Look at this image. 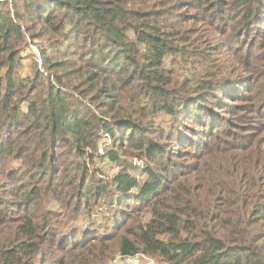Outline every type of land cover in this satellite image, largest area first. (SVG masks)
I'll return each instance as SVG.
<instances>
[{
	"label": "trees",
	"instance_id": "trees-1",
	"mask_svg": "<svg viewBox=\"0 0 264 264\" xmlns=\"http://www.w3.org/2000/svg\"><path fill=\"white\" fill-rule=\"evenodd\" d=\"M240 38L264 0L0 3V264H264V75L200 69Z\"/></svg>",
	"mask_w": 264,
	"mask_h": 264
},
{
	"label": "rangeland",
	"instance_id": "rangeland-1",
	"mask_svg": "<svg viewBox=\"0 0 264 264\" xmlns=\"http://www.w3.org/2000/svg\"><path fill=\"white\" fill-rule=\"evenodd\" d=\"M4 2H12V0H0V3H4ZM185 13H188V11H185ZM252 37H255V35H252ZM235 41L236 42L233 43L227 41L224 44H221L220 48L209 49L206 59L200 65V69L202 68L203 70L208 71L207 73H209V75H211L212 77L218 80H222V79L231 80L244 72H248L249 70H248L247 62L248 60L252 61L253 68L257 67L259 73L247 74L246 78L249 81L245 83L250 85L251 89L257 90V88H255L256 82L264 75V58H263L264 51L263 49L261 51L259 50L257 44H254V39L248 41L247 38H240ZM37 43L38 42L29 41L28 46L25 47L24 50L22 51V57H23L22 73L24 76L32 74L33 60L34 62H37L39 64L41 51ZM207 43L208 42L205 40L203 45ZM214 44L215 43H213L212 45ZM229 47H231V49ZM239 49H241L242 51L238 52L237 50ZM226 86L227 87L231 86V83L227 84ZM246 109L247 112L242 114L246 118L243 121V125L246 126V125L257 124L260 118L251 114L250 106H246ZM226 117L228 119L231 118L229 116ZM176 161H180V163H187V162H192L193 160L191 156H186ZM105 225H107V222L105 223ZM111 264H160V263L157 262L155 259H151L149 257L139 255L133 258L118 257Z\"/></svg>",
	"mask_w": 264,
	"mask_h": 264
}]
</instances>
